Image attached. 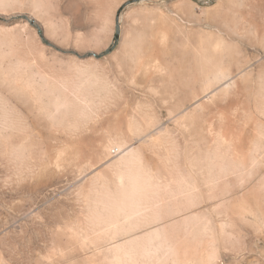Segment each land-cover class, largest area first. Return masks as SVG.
<instances>
[{"label": "bare ground", "instance_id": "1", "mask_svg": "<svg viewBox=\"0 0 264 264\" xmlns=\"http://www.w3.org/2000/svg\"><path fill=\"white\" fill-rule=\"evenodd\" d=\"M15 3L0 0V264H222L245 253L251 239L237 227L239 212L245 203L264 212V145L245 141L264 122L245 114L236 132L231 109L247 104L252 66L238 69L231 58L203 68L215 76L175 96L180 111L163 122L157 103L144 111L126 95L118 103L102 95L119 87L90 34L66 28L57 35L88 45L49 49L42 38L52 23L36 14L41 0H29L22 19ZM153 33L157 54L125 28L109 61L136 50L149 67L173 59L168 28ZM205 50L176 48L194 60L208 57ZM185 139L195 148H183Z\"/></svg>", "mask_w": 264, "mask_h": 264}, {"label": "rangeland", "instance_id": "2", "mask_svg": "<svg viewBox=\"0 0 264 264\" xmlns=\"http://www.w3.org/2000/svg\"><path fill=\"white\" fill-rule=\"evenodd\" d=\"M16 1L19 3H15L16 12L14 13L20 15L18 19H22V14L26 15L30 12L29 0ZM41 3L42 7L36 9L37 16L45 19L48 17L52 23V29H55L47 31L46 37L42 38V43L49 49L60 46L62 48L66 44L74 49L76 42L64 40L57 33H62L70 27L72 31L90 34L91 44L96 47L92 49V52L96 51L97 59L105 60V70L113 75L119 87V89L101 93L111 97L115 103L123 101L121 95L128 96L132 102L140 101L142 103L140 108L144 111H149L148 105L154 106L157 103V107H154L158 108L165 122L167 118H173L180 111L176 107L175 96L191 93L192 85L198 86L201 82L215 76L214 73H205L203 68H212L218 62L228 64L232 58L238 69L251 65L255 70L249 79V90L245 97L247 104H239L231 109V115L236 121V132L241 128L240 120L245 114L247 116L250 114L252 120L258 117L264 122V117L258 113L255 105L260 98L259 92L264 89V0H41ZM133 9L136 10L131 14ZM162 27L168 28L170 35L167 48L173 59L163 58L156 68L149 67L140 63L142 60L138 57L142 52L136 50L135 57L129 54L123 55L118 65L109 61V57L119 51L125 28L132 37L139 38L137 46L151 45L150 48L155 50L153 54H157L161 46L150 42L148 33L151 31L156 33ZM155 33L152 34L153 37L156 36ZM216 38H221L225 42L223 47L226 46V48L221 47L219 41L214 42ZM213 43L219 46H216L215 50H210ZM76 44L83 49L88 42L85 40ZM193 45L205 47V54L208 57L194 60L191 56L180 57L181 55L176 52V48L181 46L190 48ZM212 58L214 60H211ZM11 59L15 60V57ZM260 65L261 68L263 67V72L257 76ZM134 79L136 86L131 83ZM151 88L155 93L151 91ZM196 92L199 93V91ZM218 123L217 120L214 122L215 125ZM166 126L170 132L176 131L175 125L171 122H168ZM258 126L255 128L252 125L249 128L245 148H248L256 139L259 144L264 145L263 135L255 137L257 133L259 134V129L264 131V124ZM109 131L113 132L112 129ZM195 145L196 142L186 139L182 142L185 149H193ZM252 153L254 156L260 154ZM184 156L185 154H181L183 171L190 180L198 182L199 186L198 176L188 168ZM239 213L237 227L248 234L251 239V244H248L250 248L245 250V253L241 251L235 256L223 257L222 264H264V212L252 211L245 203V207H242ZM236 239V244H239V237ZM259 245L261 246L258 247ZM226 258L227 261H225Z\"/></svg>", "mask_w": 264, "mask_h": 264}]
</instances>
